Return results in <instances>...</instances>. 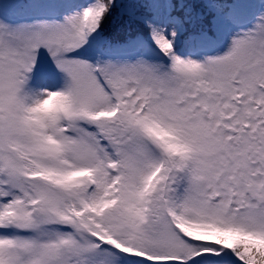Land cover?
<instances>
[{
  "label": "snow or ice",
  "instance_id": "6c2138e0",
  "mask_svg": "<svg viewBox=\"0 0 264 264\" xmlns=\"http://www.w3.org/2000/svg\"><path fill=\"white\" fill-rule=\"evenodd\" d=\"M0 264H264V0H0Z\"/></svg>",
  "mask_w": 264,
  "mask_h": 264
}]
</instances>
